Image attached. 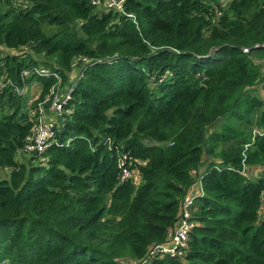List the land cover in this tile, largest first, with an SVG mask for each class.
Masks as SVG:
<instances>
[{
  "label": "trees",
  "instance_id": "1",
  "mask_svg": "<svg viewBox=\"0 0 264 264\" xmlns=\"http://www.w3.org/2000/svg\"><path fill=\"white\" fill-rule=\"evenodd\" d=\"M92 2L0 0V76L41 90L0 91V261L138 264L205 165L186 252L147 264H264V0H125L136 23ZM35 69L71 99L19 161L57 83Z\"/></svg>",
  "mask_w": 264,
  "mask_h": 264
},
{
  "label": "built area",
  "instance_id": "2",
  "mask_svg": "<svg viewBox=\"0 0 264 264\" xmlns=\"http://www.w3.org/2000/svg\"><path fill=\"white\" fill-rule=\"evenodd\" d=\"M124 2L125 0H93L92 3L94 6H101L106 10H111L126 15L129 19L136 23L135 16L133 14L126 13ZM244 51L247 52L248 50L245 49ZM2 55V50L0 48V58L2 57ZM77 60L83 62L88 61L81 58ZM34 71L45 77H54L57 80V83L50 89L46 98L38 104L40 115L38 124L35 127L32 136L27 139L26 144L20 153L23 155L43 153L52 145L55 140L57 130V120L55 119V117L65 111L66 106L71 99V91L63 85L62 78L59 74L51 73L46 69H35ZM21 74L23 78L22 86L15 84L11 79H8L4 82V79L2 78V76H0V91L5 87H11L13 88V91L18 95H24L25 93H27L28 85L25 84V78L30 75V71L24 70ZM33 99H41V90L40 93ZM45 104H49L48 112L43 108ZM262 133L263 132L258 129H255L253 131L254 136ZM116 152L117 167L120 171V182L124 183L126 181L133 180L136 184L139 183L140 177L132 169V161L129 160V157L125 153H122L119 148H116ZM242 173L247 174V167H243ZM200 186V194L199 192L192 193L191 191H189L182 205L178 222L170 231L167 241L161 244L153 245L149 249L147 257L138 264H147L148 261L155 257L171 256L178 258L184 255L186 249L188 248L190 233L192 229L197 225V223L192 220L195 201L196 199L204 196L202 181L200 183Z\"/></svg>",
  "mask_w": 264,
  "mask_h": 264
},
{
  "label": "rangeland",
  "instance_id": "3",
  "mask_svg": "<svg viewBox=\"0 0 264 264\" xmlns=\"http://www.w3.org/2000/svg\"><path fill=\"white\" fill-rule=\"evenodd\" d=\"M28 49H24L23 51L17 53V54H22L23 52H27ZM40 60H45L43 57H39ZM28 91L31 93V95L33 96V98H35L39 93H40V87L37 84H33L32 86L28 85ZM258 97L261 98L264 101V88L263 87H259V92H258ZM26 158L28 159L29 156L28 155H19L18 156V160L19 161H24L26 160ZM1 261L0 264H10V261L6 259V255L5 256H1Z\"/></svg>",
  "mask_w": 264,
  "mask_h": 264
},
{
  "label": "crops",
  "instance_id": "4",
  "mask_svg": "<svg viewBox=\"0 0 264 264\" xmlns=\"http://www.w3.org/2000/svg\"><path fill=\"white\" fill-rule=\"evenodd\" d=\"M206 170V166L205 165H202L200 167H198L197 169H194L193 170V178H194V184L193 186L189 189V191H191L192 193H198L200 194V191H201V186H200V183H201V178H202V175L204 174ZM264 213V210L260 212V215Z\"/></svg>",
  "mask_w": 264,
  "mask_h": 264
}]
</instances>
